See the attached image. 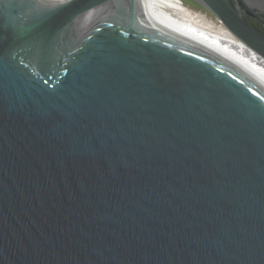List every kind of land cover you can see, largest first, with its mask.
<instances>
[{
	"label": "water",
	"instance_id": "water-1",
	"mask_svg": "<svg viewBox=\"0 0 264 264\" xmlns=\"http://www.w3.org/2000/svg\"><path fill=\"white\" fill-rule=\"evenodd\" d=\"M264 58V0H191ZM0 264H264V87L146 0H0Z\"/></svg>",
	"mask_w": 264,
	"mask_h": 264
},
{
	"label": "bare ground",
	"instance_id": "bare-ground-1",
	"mask_svg": "<svg viewBox=\"0 0 264 264\" xmlns=\"http://www.w3.org/2000/svg\"><path fill=\"white\" fill-rule=\"evenodd\" d=\"M149 16L166 30L194 41L222 57L264 87V58L224 25L218 30L193 22L183 0H146ZM192 18V17H191Z\"/></svg>",
	"mask_w": 264,
	"mask_h": 264
},
{
	"label": "rangeland",
	"instance_id": "rangeland-1",
	"mask_svg": "<svg viewBox=\"0 0 264 264\" xmlns=\"http://www.w3.org/2000/svg\"><path fill=\"white\" fill-rule=\"evenodd\" d=\"M183 1L191 11L192 18L190 17V20L192 19L193 22H201V24L205 22V26H211L213 30H218V28L223 25V23L217 17H215L210 11H208L204 7L200 5H193L189 3L188 0Z\"/></svg>",
	"mask_w": 264,
	"mask_h": 264
},
{
	"label": "trees",
	"instance_id": "trees-1",
	"mask_svg": "<svg viewBox=\"0 0 264 264\" xmlns=\"http://www.w3.org/2000/svg\"><path fill=\"white\" fill-rule=\"evenodd\" d=\"M188 2L191 3V4H193V5H196V6L198 5V4H196L195 2H193L191 0H188Z\"/></svg>",
	"mask_w": 264,
	"mask_h": 264
}]
</instances>
